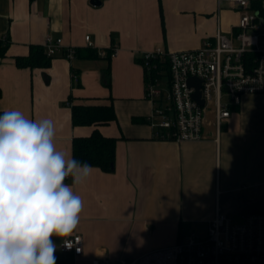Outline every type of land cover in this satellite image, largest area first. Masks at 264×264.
<instances>
[{"label": "crops", "instance_id": "crops-1", "mask_svg": "<svg viewBox=\"0 0 264 264\" xmlns=\"http://www.w3.org/2000/svg\"><path fill=\"white\" fill-rule=\"evenodd\" d=\"M240 13L223 0H100L99 6L90 0H0V37L8 44L0 55V112L53 120L55 146L71 157L73 138L95 129L116 140L114 172L93 168L76 189L84 204L74 231L82 255L61 252L62 240L53 237L56 262H127L194 235L217 211L236 221L264 213V93L242 96L217 136L209 115L202 142L156 140L146 122L151 105L144 97L142 54L158 47L197 49L217 29L236 32ZM47 35L75 48V57H48L45 68L18 67L16 60L43 48ZM107 70L110 87L104 85ZM76 105L112 106L115 120L73 126Z\"/></svg>", "mask_w": 264, "mask_h": 264}, {"label": "built area", "instance_id": "built-area-1", "mask_svg": "<svg viewBox=\"0 0 264 264\" xmlns=\"http://www.w3.org/2000/svg\"><path fill=\"white\" fill-rule=\"evenodd\" d=\"M223 1L241 12L236 32L226 35L217 29L213 39L203 40L197 49L167 52L158 47L140 57L144 97L151 105L146 122L156 140L205 141L209 115L213 116L217 136L221 123L239 106L242 96L264 93V23L261 25L262 19L251 9L252 0ZM84 41L86 47H93L88 35ZM6 43V37L1 36L0 46ZM43 49L47 57L60 55L69 61L76 54L75 48L49 35L44 38ZM111 51L114 55L117 50L113 47ZM157 64L167 67L168 76L163 71L158 78L152 76ZM189 78L200 81L202 105L192 98L195 89L188 86ZM70 239L73 246L69 249L61 243L59 250L80 257L81 236L73 234ZM91 264L110 263L94 259ZM118 264H264V213L245 214L234 221L217 211L207 222L203 236L190 235L172 246Z\"/></svg>", "mask_w": 264, "mask_h": 264}, {"label": "clouds", "instance_id": "clouds-1", "mask_svg": "<svg viewBox=\"0 0 264 264\" xmlns=\"http://www.w3.org/2000/svg\"><path fill=\"white\" fill-rule=\"evenodd\" d=\"M55 136L49 118L0 115V264H56L53 237L73 246L84 207L76 189L94 169L57 150Z\"/></svg>", "mask_w": 264, "mask_h": 264}, {"label": "trees", "instance_id": "trees-1", "mask_svg": "<svg viewBox=\"0 0 264 264\" xmlns=\"http://www.w3.org/2000/svg\"><path fill=\"white\" fill-rule=\"evenodd\" d=\"M33 1V0H30ZM251 9H253L257 16L264 21V6L262 0H252ZM7 43L4 46H0V55L5 51ZM249 60L252 59L251 55H248ZM50 58L45 54V51L41 47H35L31 49V53L21 59L16 60L18 67L22 68H45L49 65ZM141 64V61L139 60ZM163 71L166 76L167 67L158 65L155 70L151 72L154 78H158V73ZM109 71L105 74V83L107 87H110ZM72 124L73 126H98L108 124L115 120V112L112 106H72ZM4 112H0L2 115ZM115 143L116 140L112 138L103 137L98 130L93 132L88 137L73 138L72 140V157L80 161L81 163H87L93 168H97L104 173L114 172L115 162Z\"/></svg>", "mask_w": 264, "mask_h": 264}, {"label": "water", "instance_id": "water-1", "mask_svg": "<svg viewBox=\"0 0 264 264\" xmlns=\"http://www.w3.org/2000/svg\"><path fill=\"white\" fill-rule=\"evenodd\" d=\"M90 4L92 6H99L100 5V0H90ZM261 25H263V20L260 21ZM187 84L189 87H194L195 92L192 94V98L197 101L199 105H202L203 102L199 100L200 92H199V87H200V81L195 79V78H189L187 81Z\"/></svg>", "mask_w": 264, "mask_h": 264}, {"label": "rangeland", "instance_id": "rangeland-1", "mask_svg": "<svg viewBox=\"0 0 264 264\" xmlns=\"http://www.w3.org/2000/svg\"><path fill=\"white\" fill-rule=\"evenodd\" d=\"M163 79H165V78H163ZM209 119H211V117H210ZM234 221H236V220H234ZM205 228H206V227H205ZM205 228H204V227H199V228L197 229L198 231H196L194 235H196V236H198V237L203 236Z\"/></svg>", "mask_w": 264, "mask_h": 264}]
</instances>
